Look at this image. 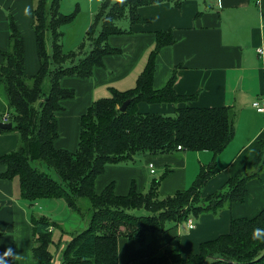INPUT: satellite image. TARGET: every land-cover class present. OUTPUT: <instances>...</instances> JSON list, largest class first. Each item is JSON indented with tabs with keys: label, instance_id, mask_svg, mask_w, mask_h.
Segmentation results:
<instances>
[{
	"label": "trees",
	"instance_id": "16d2710c",
	"mask_svg": "<svg viewBox=\"0 0 264 264\" xmlns=\"http://www.w3.org/2000/svg\"><path fill=\"white\" fill-rule=\"evenodd\" d=\"M182 0H102L82 42L76 50L65 52L62 27L77 16L60 10L61 0H32V29L39 68L28 75L25 67L24 37L12 14H9V49L1 52L0 80L5 85L13 112L11 131L19 135L17 150L0 157L6 180L17 178L20 196L31 207L42 199H63L67 206L89 219L83 231L73 234L60 252L50 251L53 229L57 226L47 216L32 215L33 256L39 264H119L118 240L121 236L143 245L150 233H166L186 222L191 216L217 215L225 208L243 203L251 176L231 177L224 189L203 197L207 181L220 171L217 156L235 134V114L231 107L177 108L174 115L140 113V102L174 103L189 101L192 96L177 95L175 74L167 85L154 88L158 51L174 43L171 32L156 35V46L136 86L128 91L111 90V96L94 101L80 118L79 143L74 152L55 146L59 138L57 112L64 100L73 99L75 91L61 84L66 77L90 78L104 58L121 52L108 43L111 35L126 33L120 26L141 22L142 6L170 2L179 6ZM50 80V91L43 85ZM194 98V97H193ZM129 100L125 111L120 107ZM6 130L0 129V133ZM209 151L213 160L201 166L194 182L173 195L161 197L159 180H154L147 193L137 191L133 182L126 195H116L114 183L100 193L95 190L98 177L108 165L134 162L137 156L175 151ZM52 169L57 179L43 169ZM88 201L83 208L82 201ZM145 209L146 215L133 211ZM264 209L254 217L233 218L230 232L202 242L198 253L182 255L180 246L153 253L135 264H264ZM2 232L0 231V236ZM0 255L2 253L0 252Z\"/></svg>",
	"mask_w": 264,
	"mask_h": 264
},
{
	"label": "crops",
	"instance_id": "0c3cea01",
	"mask_svg": "<svg viewBox=\"0 0 264 264\" xmlns=\"http://www.w3.org/2000/svg\"><path fill=\"white\" fill-rule=\"evenodd\" d=\"M66 1L69 5L74 3L79 12L84 3L88 29L102 0ZM63 2L61 0L60 10L66 14ZM32 9V0H0V61L1 52L9 49L7 18L12 14L24 37L28 75L35 74L39 68ZM138 13L141 22L129 23L125 29L128 32L111 35L108 39L112 47L121 50L120 53L105 56L104 65L96 67L90 78L66 77L62 80V86L73 89L75 97L64 100V109L57 112L60 136L55 146L74 152L79 143L81 116L94 101L110 97L112 89L122 92L133 89L156 46L157 33L171 32L174 43L163 46L157 53L154 88H164L175 74L176 94L192 96L191 100L177 104L140 102L138 111L173 114L177 108L184 107L229 106L233 109L234 137L216 158L220 171L202 190L203 197L210 196L225 187L231 177L252 170L264 155V113L253 106L255 101L264 99V0H182L179 6L161 2L142 6ZM18 17L24 18L31 29L30 50L35 65L30 72L27 36ZM6 114L11 115V107L5 85L0 80V121L3 122ZM19 143L16 132L0 133V157L17 150ZM212 160L213 153L209 151L176 149L168 153L144 154L136 166L108 165L104 174L97 178L95 190L100 193L114 183L116 195L122 196L129 193L134 182L138 192L147 193L152 182L159 180V195L170 196L187 189L201 166ZM150 165L155 168L153 174ZM5 170L0 162V252L12 249L14 255L6 257L9 264H39L32 252L35 245L32 215L35 213L20 196L18 179L1 177ZM250 176L245 201L221 211L216 217L203 214L194 219L191 216L184 226L182 223L166 233L148 234L144 244L139 246L136 241L121 236L118 240L119 264H135L153 253L162 254L178 245L184 257L190 252L198 253L202 242L228 234L233 218L257 215L264 209V171H253ZM189 224H193V228H189Z\"/></svg>",
	"mask_w": 264,
	"mask_h": 264
},
{
	"label": "rangeland",
	"instance_id": "374dc122",
	"mask_svg": "<svg viewBox=\"0 0 264 264\" xmlns=\"http://www.w3.org/2000/svg\"><path fill=\"white\" fill-rule=\"evenodd\" d=\"M82 2V1H81ZM82 4L81 12L78 11L76 19L69 25L62 28V31L64 32V37L62 38V44L64 46V50L68 52L71 50H76L79 44L82 42L86 29H87V14L85 13L84 3ZM86 7L87 4L85 3ZM63 10L67 11L66 14L71 13L74 11L75 4L72 3V5H69L66 0H64L62 5ZM64 12V11H63ZM94 16V15H93ZM92 16V19H93ZM19 18V24L21 26L22 31L27 36V63H28V71H32L35 65V59L34 55H31V41L29 38V34L31 33L30 26H27V21L24 18ZM7 21L9 22V19L7 18ZM92 21V20H91ZM120 26L123 29L128 28L129 22L127 19L122 20L120 23ZM43 91L44 93H48L50 91V80L47 78L43 85ZM13 110L11 109V113ZM175 113V112H174ZM173 114H167V115H174ZM9 116V120H10ZM4 122V121H3ZM9 122V121H8ZM143 157V155L137 156L136 160L134 162H128V163H121V164H130L132 166H136L139 164L140 159ZM257 165L252 168L246 175L250 176L253 171H264V155L261 159H259L256 163ZM43 169L46 171V174L51 176L54 179H57V176L55 172L52 169L46 168L43 166ZM150 169V168H149ZM155 169V168H154ZM191 185V183L187 186V188ZM224 189V187L222 188ZM221 189V190H222ZM148 188L147 191L148 192ZM162 197V196H161ZM88 201L83 200L82 201V207L88 208ZM225 209H229V206H225ZM221 210V211H223ZM32 212H34L35 216H47L52 222H55L57 226L53 227V243L50 245V251L55 256V263L57 256L60 258V252L64 249V245L66 242L70 241L73 234H76L80 231H83L86 227V223L89 219V213L86 212V214L83 216V214H80L76 211L71 210L65 201L63 199L60 200H51V199H42L38 201V204L34 205L32 207ZM133 213L137 215H146L147 212L145 209H138L133 211ZM221 213V212H220ZM219 213V214H220ZM210 215H213L214 217L218 216L209 213ZM194 218V217H193ZM196 219V218H194ZM183 226L185 223L182 224ZM139 246V244H137Z\"/></svg>",
	"mask_w": 264,
	"mask_h": 264
},
{
	"label": "built area",
	"instance_id": "2783aa9c",
	"mask_svg": "<svg viewBox=\"0 0 264 264\" xmlns=\"http://www.w3.org/2000/svg\"><path fill=\"white\" fill-rule=\"evenodd\" d=\"M263 28H264V25H263ZM253 106L255 107V109L258 112L264 113V99L255 101L253 103ZM8 120H9V115L8 114L4 115L3 121L8 122ZM177 149L178 150H182V147L181 146H178ZM149 167H150V172L153 174L155 172L154 167L152 165H150ZM189 228H193V224H189Z\"/></svg>",
	"mask_w": 264,
	"mask_h": 264
},
{
	"label": "clouds",
	"instance_id": "9594fccd",
	"mask_svg": "<svg viewBox=\"0 0 264 264\" xmlns=\"http://www.w3.org/2000/svg\"><path fill=\"white\" fill-rule=\"evenodd\" d=\"M264 232V229L256 228L253 230V235L255 236L257 233ZM13 251L11 248H8L3 252L2 255H0V264H9V261L6 259V257L13 256Z\"/></svg>",
	"mask_w": 264,
	"mask_h": 264
},
{
	"label": "water",
	"instance_id": "95a60500",
	"mask_svg": "<svg viewBox=\"0 0 264 264\" xmlns=\"http://www.w3.org/2000/svg\"><path fill=\"white\" fill-rule=\"evenodd\" d=\"M129 104V100L124 102L123 105L120 107L121 111H125L127 106ZM13 128V123L12 122H2L0 121V129L4 130H11Z\"/></svg>",
	"mask_w": 264,
	"mask_h": 264
}]
</instances>
